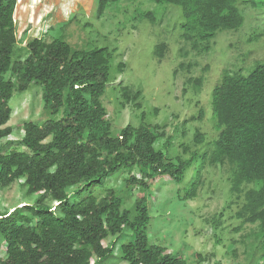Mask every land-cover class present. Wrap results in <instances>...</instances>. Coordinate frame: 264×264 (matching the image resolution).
Instances as JSON below:
<instances>
[{
  "label": "trees",
  "instance_id": "16d2710c",
  "mask_svg": "<svg viewBox=\"0 0 264 264\" xmlns=\"http://www.w3.org/2000/svg\"><path fill=\"white\" fill-rule=\"evenodd\" d=\"M117 1L97 0L98 15ZM152 1L181 7L182 36L196 52L208 51L217 31L235 30L244 22L239 0ZM15 5L16 0H0V140L12 133L7 122L14 91L40 86L42 107L50 117L23 123L18 145H0V187L22 181L25 196L38 195L33 203L0 211V264H186L179 254L149 241L146 192L158 177L181 182L189 161L179 156L171 160L156 146L165 137L164 126L142 121L112 135L100 99L114 79L111 51L77 49L60 38L42 36L29 38L19 48ZM145 15L153 19L151 13ZM166 50L165 43L158 44L157 57ZM15 52L20 55L13 59ZM123 67L118 63L117 72ZM180 67L190 69L191 64ZM243 72L223 70L212 90V114L220 130L209 161L229 165L230 191L243 200L235 216L257 224L255 250L250 252L254 260H248L264 264V64L247 75ZM192 80L196 88L201 86L202 77ZM120 91L121 105L141 107L140 91L127 86ZM203 115L200 109L198 118ZM169 140L165 137L162 147ZM194 140L202 142L203 133L196 131ZM119 171L127 174L125 188L105 187L104 181ZM200 176L196 169L187 198L196 195ZM98 187L104 190L101 196L96 195ZM133 187L143 194L125 206ZM122 234L130 238L115 254Z\"/></svg>",
  "mask_w": 264,
  "mask_h": 264
},
{
  "label": "rangeland",
  "instance_id": "374dc122",
  "mask_svg": "<svg viewBox=\"0 0 264 264\" xmlns=\"http://www.w3.org/2000/svg\"><path fill=\"white\" fill-rule=\"evenodd\" d=\"M46 1L16 0L14 21L19 48L36 36L60 38L77 49L108 48L114 79L106 84L100 99L107 110L111 134L117 135L125 125L137 126L142 121L164 126L169 143L162 147L164 137L156 146L171 160L179 156L189 161L181 182L165 176L150 182L146 192L149 241L165 246L169 253L179 254L186 264H252L248 258L254 260L250 252L255 250L257 224L244 223L235 216L243 200L230 191L229 165H212L209 161L220 130L212 114L211 93L223 70L244 69L246 74L257 64H264V0H239L242 26L217 31L212 46L203 52L194 51L183 39L185 19L176 4L118 0L99 16L97 0H58L53 15L59 22H54L50 15L53 6ZM146 13H151L153 19ZM160 43L167 45L162 58L156 55ZM183 50L188 51L186 56ZM19 55L15 52L13 59ZM118 63L124 64L121 72H117ZM182 63L191 64V68H181ZM198 77H202V84L196 88L192 79ZM121 86L140 91V108L132 102L121 105ZM8 104L12 113L7 125L12 127V133L0 140L5 147L19 144L23 123H41L50 117L43 110L38 85L32 84L24 92L14 91ZM200 109L204 113L202 118H198ZM196 131L203 133L202 142L194 140ZM196 169L201 182L196 195L187 198ZM126 175L122 171L114 173L103 185L123 189ZM21 182L0 187V211H11L37 198V194L25 196ZM130 191L125 206L143 194L139 187ZM95 192L101 196L104 190L98 187ZM128 238L130 235L126 234L118 238L115 254Z\"/></svg>",
  "mask_w": 264,
  "mask_h": 264
},
{
  "label": "crops",
  "instance_id": "0c3cea01",
  "mask_svg": "<svg viewBox=\"0 0 264 264\" xmlns=\"http://www.w3.org/2000/svg\"><path fill=\"white\" fill-rule=\"evenodd\" d=\"M46 2H47L50 6H53V11H52V13H51L50 15L53 16L54 22H59V20H57V18L53 15V13H54V11H55V5L57 4L58 0H47ZM44 4H45V3H44ZM48 4H47V5H48ZM47 5H46V6H47ZM49 5H48V6H49ZM50 6H49V7H50ZM59 18H61V17H59ZM63 18H64V15H63L62 18H61L62 21H63ZM68 19H69V17H68ZM68 19L66 18L65 20H68ZM65 20H64V21H65Z\"/></svg>",
  "mask_w": 264,
  "mask_h": 264
}]
</instances>
